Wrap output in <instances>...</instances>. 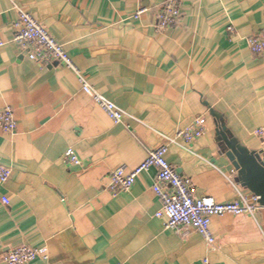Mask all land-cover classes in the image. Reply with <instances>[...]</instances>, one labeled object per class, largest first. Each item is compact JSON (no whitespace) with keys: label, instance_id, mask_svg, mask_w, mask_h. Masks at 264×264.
Instances as JSON below:
<instances>
[{"label":"crops","instance_id":"obj_1","mask_svg":"<svg viewBox=\"0 0 264 264\" xmlns=\"http://www.w3.org/2000/svg\"><path fill=\"white\" fill-rule=\"evenodd\" d=\"M163 1L0 0V110L11 107L17 122L15 133L0 129V165L13 170L0 184V264L24 245L46 252L31 264H264V208L212 217L210 247L197 232L167 229L157 218L156 168L128 193L109 189L114 171H133L168 144L167 161L192 179L196 197L231 203L254 196L222 152L210 111L264 161L257 134L264 128V52L248 45L264 31V0H187L177 25L158 29ZM19 9L126 113L122 123L83 91L74 70L31 61L12 42ZM202 117L201 138L172 143ZM69 148L80 166L66 163Z\"/></svg>","mask_w":264,"mask_h":264},{"label":"built area","instance_id":"obj_2","mask_svg":"<svg viewBox=\"0 0 264 264\" xmlns=\"http://www.w3.org/2000/svg\"><path fill=\"white\" fill-rule=\"evenodd\" d=\"M187 0H165L159 8L156 27L158 29L173 28L182 16V4ZM145 9H140L135 16L140 17ZM15 35L13 43L16 44L27 57L34 62L43 64L58 63L75 71L83 85V91L103 109L108 117L115 123L124 121L126 113L117 107L114 102L96 91L80 73L65 47L57 41L53 35L32 15L19 9V18L15 23ZM232 32L233 27H228ZM0 43V47L3 46ZM248 45L255 54L264 52V31L250 37ZM205 117L196 119L189 127L177 132L174 144L189 146L201 138L206 129ZM0 129L15 133L17 122L11 107L0 110ZM264 136V128L257 132ZM169 145H163L149 152L144 163L133 171L121 167L110 176L109 189L114 194L128 193L137 182L139 175L149 172L152 168L158 171L153 190L162 202V209L157 213V218L165 219L167 229L188 233L193 230L200 234L213 247L216 239L211 229L212 217L225 215H255L263 207L258 198H247L240 195L239 199L231 203H218L210 197L198 198L195 196V185L192 179L182 177L176 169L167 161ZM66 163L70 166H80L81 160L74 148H69L65 153ZM13 170L10 167L0 165V184L4 185L11 180ZM7 205L9 200L3 198ZM47 259L43 248L20 246L10 249L2 256L4 264H31L37 259ZM204 264H212L210 259H204Z\"/></svg>","mask_w":264,"mask_h":264},{"label":"water","instance_id":"obj_3","mask_svg":"<svg viewBox=\"0 0 264 264\" xmlns=\"http://www.w3.org/2000/svg\"><path fill=\"white\" fill-rule=\"evenodd\" d=\"M217 125V139L226 157L238 173V182L259 200L264 208V161L256 150H251L237 140L228 130L222 115L211 109Z\"/></svg>","mask_w":264,"mask_h":264}]
</instances>
